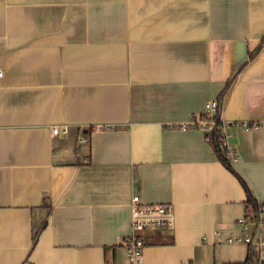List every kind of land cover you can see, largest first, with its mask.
<instances>
[{
	"label": "crops",
	"instance_id": "1",
	"mask_svg": "<svg viewBox=\"0 0 264 264\" xmlns=\"http://www.w3.org/2000/svg\"><path fill=\"white\" fill-rule=\"evenodd\" d=\"M263 36L264 0H0V264H128L134 194L173 206L138 264H246L256 209L185 124L216 100L264 201Z\"/></svg>",
	"mask_w": 264,
	"mask_h": 264
},
{
	"label": "built area",
	"instance_id": "2",
	"mask_svg": "<svg viewBox=\"0 0 264 264\" xmlns=\"http://www.w3.org/2000/svg\"><path fill=\"white\" fill-rule=\"evenodd\" d=\"M2 70L0 69V75ZM217 101L210 100L205 103L202 113L193 116L185 126L200 127L208 134L217 128L219 133L220 145L226 150L227 154L234 156V150L228 142L227 122L216 116ZM245 126L257 127L261 123H244ZM107 126H97L102 128ZM54 133L67 132V126H54ZM82 140V139H80ZM131 232L123 241L126 243L128 251V264H138L142 261V249L144 240L141 231L144 229H162L173 223V206L171 202H143L139 195L134 194L130 201ZM253 213L239 216L236 219L244 235L238 237H228L229 242H243L251 245L254 252L253 264H262L264 256V201L258 202Z\"/></svg>",
	"mask_w": 264,
	"mask_h": 264
},
{
	"label": "trees",
	"instance_id": "3",
	"mask_svg": "<svg viewBox=\"0 0 264 264\" xmlns=\"http://www.w3.org/2000/svg\"><path fill=\"white\" fill-rule=\"evenodd\" d=\"M261 41H264V36L262 37ZM217 116V114H216ZM206 140H208L213 148L214 151L216 152L218 158L220 159V161L226 166V168H228L230 171H232L237 178L239 179L242 187L244 188V191L246 193V202L248 204H251L254 208H256V202L254 201L246 183L244 182V180L237 174V172L232 168V166L230 165V160L228 158V154L226 152V150L220 145V141H219V133L217 131V128L215 130H212L211 132H209L208 134L205 135ZM35 238H36V234H34L33 237V241L35 242ZM249 251H248V257L246 260V264H253V248L251 245H249Z\"/></svg>",
	"mask_w": 264,
	"mask_h": 264
}]
</instances>
